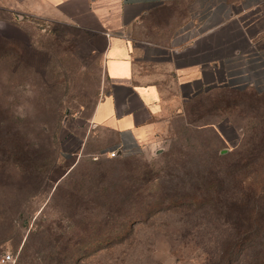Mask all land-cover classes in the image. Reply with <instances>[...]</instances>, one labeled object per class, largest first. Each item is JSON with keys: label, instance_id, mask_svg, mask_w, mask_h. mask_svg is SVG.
<instances>
[{"label": "rangeland", "instance_id": "rangeland-1", "mask_svg": "<svg viewBox=\"0 0 264 264\" xmlns=\"http://www.w3.org/2000/svg\"><path fill=\"white\" fill-rule=\"evenodd\" d=\"M5 17L0 12V264H227L222 255L245 226L234 223L236 211L180 204L169 192L186 193L191 174L225 169L250 147L264 124V90L220 77L188 81L167 93L143 149L112 157L102 148L113 138L91 123L113 86L99 54L66 22L15 13L10 26ZM242 30L250 35L248 24ZM258 155L227 175L224 205L264 185L263 147Z\"/></svg>", "mask_w": 264, "mask_h": 264}, {"label": "crops", "instance_id": "crops-1", "mask_svg": "<svg viewBox=\"0 0 264 264\" xmlns=\"http://www.w3.org/2000/svg\"><path fill=\"white\" fill-rule=\"evenodd\" d=\"M0 12L10 26L15 13L66 22L99 54L113 84L91 119L114 140L103 151L142 150L167 93L188 81L264 86V0H0Z\"/></svg>", "mask_w": 264, "mask_h": 264}, {"label": "trees", "instance_id": "trees-1", "mask_svg": "<svg viewBox=\"0 0 264 264\" xmlns=\"http://www.w3.org/2000/svg\"><path fill=\"white\" fill-rule=\"evenodd\" d=\"M249 145L250 147L237 154L236 158L225 169L209 167L191 174L193 181L190 182L191 188L186 193L177 191V189L169 192V195L178 198L176 201H179L180 204L199 202L201 205H216V208L222 211L231 209L236 211V216L240 217L236 218L234 223H244L245 226L243 231L233 238V248L222 255V259L226 257L227 260L228 257L227 264L240 262L242 256L247 264H264V185L260 189L254 190L247 200H235L229 206L221 202L222 194H219L227 175L236 177L239 172H242L249 163L255 161L259 156L258 151L262 147L264 148V124L260 126V131L251 134ZM130 155L133 154H127L126 156ZM222 173L224 174L222 175ZM64 175L65 172L59 174L54 181H58ZM178 194L181 195V198L178 197ZM185 198H189L190 201H186Z\"/></svg>", "mask_w": 264, "mask_h": 264}, {"label": "built area", "instance_id": "built-area-1", "mask_svg": "<svg viewBox=\"0 0 264 264\" xmlns=\"http://www.w3.org/2000/svg\"><path fill=\"white\" fill-rule=\"evenodd\" d=\"M230 84L233 85L234 87H252L256 85L254 82H236V81H230ZM257 88L264 90V86H257ZM107 154H109L112 157H115L120 154H126V153L125 150L122 148V146L118 145L117 147L108 150ZM11 258H12L11 255L7 256V259H11Z\"/></svg>", "mask_w": 264, "mask_h": 264}]
</instances>
